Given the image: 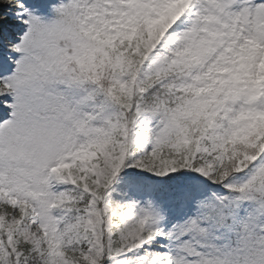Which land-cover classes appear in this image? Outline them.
Wrapping results in <instances>:
<instances>
[{
    "label": "rangeland",
    "instance_id": "obj_1",
    "mask_svg": "<svg viewBox=\"0 0 264 264\" xmlns=\"http://www.w3.org/2000/svg\"><path fill=\"white\" fill-rule=\"evenodd\" d=\"M14 6L0 204L17 206L0 212V264L27 263L21 242L41 264H101L106 245V264H264V0H0V25ZM133 37L155 109L150 76L112 51Z\"/></svg>",
    "mask_w": 264,
    "mask_h": 264
},
{
    "label": "trees",
    "instance_id": "obj_2",
    "mask_svg": "<svg viewBox=\"0 0 264 264\" xmlns=\"http://www.w3.org/2000/svg\"><path fill=\"white\" fill-rule=\"evenodd\" d=\"M8 14H11L12 15V11L8 12ZM8 30L5 29V26H2L0 28V33L1 34H4V33H7ZM129 47L128 50H126L125 52H130L131 53V56L134 58V59H139L140 60L138 61L137 63V68L141 69V66H144L143 69L145 70H152L151 69V66H150V61L148 60L147 63L144 64V57L145 55L147 54V51H148V48H147V45L146 43H144L143 41H140L138 38H135L131 41H127L126 42V45H125V48ZM135 50V52H133ZM165 66L167 68L170 69V65H168L166 62H165ZM150 71L147 72L146 74H148L147 76H150ZM145 80V79H144ZM145 83H147V87H149V92H148V95L146 96L145 95V98H149V103H148V107H151V108H155V100L158 99L161 94H162V91L159 90V87H156V88H151L152 87V80H151V77H148L146 78L145 80ZM135 108L134 105H123L122 107H120V110H119V124L117 125V129L115 131V135L117 137L121 136V129L125 127H130L132 125L135 124V120L137 118V114H136V111H135ZM177 171L174 173L173 176L175 177H178V176H182L184 173L183 172V169H180V168H177L176 169ZM222 173L225 174V178L226 179L227 177H229L232 173H233V168H231V165H225V167H221L219 168L215 173L214 175L212 176L213 179L215 177H218L220 176ZM220 178V177H219ZM87 200V199H86ZM3 211L7 214L11 213V212H15V207H9V205H5V207L2 208ZM5 209V210H4ZM1 210V208H0ZM77 248L80 249L81 246L76 244ZM21 247L23 248V253L25 255H27V258L25 259L27 261L26 264H41V262L39 260H37V257H34V254L32 252V247L29 245V243L27 242H21ZM109 247L106 245L104 246L103 248V257H102V260H101V264H106V262L108 261L109 259V255L111 253V251L108 250ZM21 264H24V263H21Z\"/></svg>",
    "mask_w": 264,
    "mask_h": 264
}]
</instances>
